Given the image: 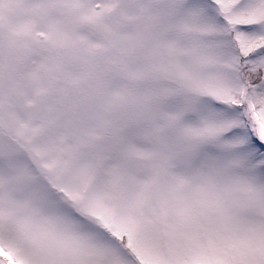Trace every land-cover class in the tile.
I'll use <instances>...</instances> for the list:
<instances>
[{"label": "snow or ice", "instance_id": "1", "mask_svg": "<svg viewBox=\"0 0 264 264\" xmlns=\"http://www.w3.org/2000/svg\"><path fill=\"white\" fill-rule=\"evenodd\" d=\"M0 264H264V0H0Z\"/></svg>", "mask_w": 264, "mask_h": 264}]
</instances>
